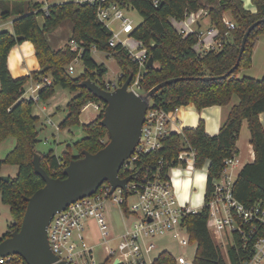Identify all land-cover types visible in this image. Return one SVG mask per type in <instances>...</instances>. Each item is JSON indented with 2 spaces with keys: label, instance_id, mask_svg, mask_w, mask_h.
<instances>
[{
  "label": "trees",
  "instance_id": "obj_1",
  "mask_svg": "<svg viewBox=\"0 0 264 264\" xmlns=\"http://www.w3.org/2000/svg\"><path fill=\"white\" fill-rule=\"evenodd\" d=\"M252 1L257 8L256 12L248 10L243 0H110L124 9L135 8L143 17V22L134 28L131 37L143 43L148 56H153L155 60L154 65L146 67L141 75L140 86L144 92L172 78L227 74L237 63L248 27L264 19V0ZM0 6L3 19L17 15L13 31H0V142L9 137L16 139V146L0 160V173L7 164L19 167L16 177H10L9 181L0 180L2 201L9 205L11 216L17 222H13L11 231L3 237L6 238L21 224L28 204L27 198L45 185L33 165L34 153H40L36 150L40 120L32 112L36 100L23 97L28 82L32 79L42 81L44 77L51 79L50 83L39 90V100H47L57 85L76 93L67 105L68 114L59 126L61 129L80 123V115L88 103L97 102L105 107L99 98L82 86L84 80L92 79L106 88L104 76L108 69L94 60L93 50L115 57L120 67L119 84L130 74L134 75V80L140 65L121 43L115 47L110 46L113 32L105 22L98 19L96 5L70 0L49 5L48 12L43 10V4L28 0H0ZM200 9L208 12L212 26L218 28L221 34H230L221 48L204 54H199L196 49V33L184 36L172 23V19L184 20ZM226 13L230 14L235 29L229 30L224 23ZM40 15L44 16L42 26L38 22ZM66 20L72 22L70 42L75 41L83 50L80 59L85 72L79 77H73L69 72V65L77 57L70 43L62 49L54 50L47 39V34ZM261 35H264V21L251 32L239 65L227 77L212 81L183 79L166 85L153 96V103L167 111L190 103L198 109L227 105L234 95H238L240 101L231 108L217 134H208L203 121L197 127L185 128L182 132L171 131L162 139L160 148L139 156L136 170L145 166L157 167L162 160L161 173L167 178L170 166L179 153L190 146L194 147L196 166L202 168L208 164L205 192V201H208L215 181L223 174L225 159L233 157L238 151L237 141L243 122L247 120L255 161L245 164L240 170L233 193L247 206L257 202L264 205V127L260 121V115L264 113V78L238 77L242 69L252 66L255 44ZM25 40L34 44L40 69L30 76L14 78L8 66V56L16 44ZM103 117L104 109H101L96 119L83 124L85 135L74 144L77 153L70 146L58 156L53 151L48 155L40 153L41 165L51 176L65 177L63 170L72 159L83 157L84 150L96 153L109 142V131L101 124ZM208 220L207 207L197 213H189L183 219L190 243H196L193 264H243L252 255V242L246 244L243 236L234 232V243L228 248L227 259L222 246L214 239ZM155 264H176V259L171 252L164 250L156 258Z\"/></svg>",
  "mask_w": 264,
  "mask_h": 264
},
{
  "label": "built area",
  "instance_id": "obj_2",
  "mask_svg": "<svg viewBox=\"0 0 264 264\" xmlns=\"http://www.w3.org/2000/svg\"><path fill=\"white\" fill-rule=\"evenodd\" d=\"M44 1L46 3L42 8L48 12V0ZM74 1L96 5L98 19L105 23L121 21L120 31L113 33L109 44L115 47L121 43L128 49L131 58L139 63L140 71L131 82L129 90L137 94L145 93L141 89L140 79L149 56L143 43L139 42L138 46L129 49L127 43L121 42L120 34L126 33L131 36L135 28L133 20L125 16V9L110 0ZM206 16L208 12L200 9L192 12L186 19L178 21L181 24L178 28L181 34L184 36L191 33L197 34L196 49L199 54L218 50L230 36L229 32L221 34L214 26L204 31L200 20ZM223 21L229 30L235 29L236 25L231 18L227 19L224 16ZM70 46L77 52L74 61L80 59L83 50L75 41H71ZM137 47H144V52L137 54L135 52ZM72 63L69 65L71 74L74 72ZM50 81L49 77H44L42 81H35L34 86L31 87L32 96L29 98H33L36 102L39 101V90ZM119 85L110 82L106 84V89L114 90ZM89 106H93L99 112L105 108L101 103L90 102L83 110ZM179 109L180 106H177L167 111L156 106L152 99L149 102L140 141L135 152L122 166L124 170L120 177L131 176L126 190L118 187L111 193L112 186L109 182H105L93 195L77 200L53 216L47 234L50 247L60 261H68L71 264H155L159 254L153 259H150V255L157 249V237L173 234L181 245L191 244L189 233L183 225V219L187 214L197 213L199 210L191 204L179 202L174 189L172 172L181 166L193 174L198 169L208 168V164L198 168L195 164L196 150L190 146L179 153L174 164L170 166L167 178H164L161 173L162 160L157 167L145 166L142 167V171L136 170V161L142 153L161 147L162 139L172 131L170 129L172 116ZM48 122L53 124L50 119ZM56 128L59 129L58 126ZM237 164L236 155L225 159L226 166L223 174L215 181L210 199L203 207H207L209 228L213 230L218 244L221 246L227 244L228 231L232 235L238 232L243 236L245 243L250 241L253 247L252 255L243 264H264V205L262 202H257L252 206H247L234 196L236 178L233 176ZM131 195L137 197V201L129 206L128 198ZM108 202L123 205L124 218L127 220L133 218L118 234L113 230L107 216ZM93 228L97 230L98 237H92L91 229ZM99 246L103 247L100 258L96 253V248ZM175 259L176 264H193V260L188 261L182 254L176 256ZM0 264H27V262L22 256L11 254L1 256Z\"/></svg>",
  "mask_w": 264,
  "mask_h": 264
},
{
  "label": "water",
  "instance_id": "obj_3",
  "mask_svg": "<svg viewBox=\"0 0 264 264\" xmlns=\"http://www.w3.org/2000/svg\"><path fill=\"white\" fill-rule=\"evenodd\" d=\"M263 21L258 20L248 27L236 65L222 76L172 78L143 94L129 90L133 74L114 90H107L92 79L84 80L82 86L105 104L101 124L109 131V142L96 153L84 150L83 157L72 159L63 170V178L51 176L41 165V154L34 153L35 172L44 179L45 185L27 198L21 224L9 236L0 238V257L16 254L22 256L27 264H71L60 261L50 247L47 230L53 216L77 200L93 195L105 182L112 186L111 193L118 187L126 190L131 176L121 178L120 170L140 141L146 111L153 96L166 85L183 79L212 81L233 73L240 63L251 32ZM154 61V57L150 56L146 67L153 66ZM0 180L9 181L10 176L1 175Z\"/></svg>",
  "mask_w": 264,
  "mask_h": 264
},
{
  "label": "rangeland",
  "instance_id": "obj_4",
  "mask_svg": "<svg viewBox=\"0 0 264 264\" xmlns=\"http://www.w3.org/2000/svg\"><path fill=\"white\" fill-rule=\"evenodd\" d=\"M33 3H40L45 4L46 1L44 0H30ZM58 2H65L70 0H52ZM125 16L131 18L133 20L134 27L139 26L143 22L142 15L136 10L135 8L125 9L124 10ZM227 19H230L231 16L229 13L225 14ZM201 22L203 24V30H207L209 28L210 20L206 17H202ZM107 26L112 30L113 33L119 32L121 29V21L116 20L112 22L106 23ZM174 25L179 28L181 26L180 23L174 22ZM71 26L72 22L70 20H66L63 22L62 27L57 30L55 37H50L52 39V45H59L61 43L64 46L66 43L69 42V38L71 37ZM196 25H194L195 27ZM54 36V35H53ZM121 42L127 43L129 49H132L138 46L139 41L135 38L131 37L130 34L121 33L120 34ZM56 43V44H55ZM70 43V42H69ZM257 49L255 55L253 57V63L250 68L242 69L239 73V77H252L255 79H263L264 78V35L260 36L257 40ZM137 54H142L144 52V47L138 48L135 51ZM92 57L94 60L100 64H104L108 71L104 76V80L106 83H118L119 84V76H120V67L118 62L116 61L113 55H109L103 51H95L92 53ZM74 68V72L72 74L73 77H79L85 72V66L83 64L82 59H78L72 63ZM143 68H141L142 70ZM27 87V91H28ZM76 95V93L71 92L69 89L64 88L60 85L55 86L53 94L47 99L42 100L40 99L37 101L33 107L32 112L34 115L39 117L41 123H39V142L36 145V150L39 151L41 154L48 155L53 151L55 155H62L65 150H67L68 146L73 150L74 153H77L74 144L76 141L80 140L84 137L85 133L83 130V124H87L94 119H96L100 112L95 110L93 106H89L85 109L80 115V123L70 125L67 127H63L60 130H57L55 126H60L61 122L65 119L68 114L67 105L69 101ZM233 101L235 103H239L240 97L238 95H234ZM46 107V110L43 111L42 108ZM47 119H50L55 126L48 124ZM263 124H264V116H263ZM16 146V139L14 137H9L6 140L0 142V160L4 159L7 154ZM183 167L179 166L180 170H183V175L185 180L189 183L187 188H184L182 191L183 198L189 201H192V206L197 210H201L202 207L205 205V186L207 184V180L203 181H195L193 176L195 175H204L206 174V170L204 168L198 169L195 173H190V171L182 169ZM18 165L7 164L4 165L0 176H10L16 177L18 173ZM240 166L236 168L234 172V178L237 177L239 174ZM192 175V176H191ZM188 176H191L188 179ZM187 177V178H186ZM193 179V180H192ZM195 182V183H193ZM193 188L198 189L195 193L191 195V189ZM182 197V196H181ZM137 201V197L134 195L129 196L128 198V205L131 206L134 202ZM124 206L118 204L107 203V216L108 219L113 227L115 233H119L125 229L127 223L133 219L130 218L129 220L125 219L123 216ZM14 220L11 216L10 207L9 205L3 203L2 195L0 191V238H3L11 231V227ZM214 239L216 242L218 241L213 233V230L210 228ZM228 238L226 240V245L222 246L224 253L226 254V258L228 259V248L230 245H233V235L230 231H228ZM92 237H98V233L96 229H91ZM158 243V247L155 251H153L150 255V259L155 258L160 250L166 249L173 253L175 256H179L180 254L184 255L188 261L193 260L195 250H196V243L190 245H181L178 241L177 237H174L173 234L163 235L156 238ZM103 247L99 246L96 248V253L98 258L102 256Z\"/></svg>",
  "mask_w": 264,
  "mask_h": 264
},
{
  "label": "crops",
  "instance_id": "obj_5",
  "mask_svg": "<svg viewBox=\"0 0 264 264\" xmlns=\"http://www.w3.org/2000/svg\"><path fill=\"white\" fill-rule=\"evenodd\" d=\"M28 1H30V0H28ZM243 2H244L245 7L248 10H250L252 12H256L257 8L254 5L252 0H243ZM55 3H60V2L48 0L49 5L55 4ZM15 18H17V15L11 16L8 19H3L2 18V9L0 6V31H4V30L13 31V22H14ZM206 18L209 19L208 16H206ZM38 22L41 26L43 25V23H44V16L43 15L38 16ZM174 22H178V21L175 19H172L173 24H174ZM200 24L203 28V24H202L201 20H200ZM210 24H211V22H210ZM62 25H63V23H61L55 30H53L52 32H49L47 34L48 42H49L50 46L52 47V49H54V50H59V49L64 48L67 44H69L70 39H71V37H70L69 42L66 43L64 46H62L61 43L59 45H52V39H50V37H55L57 30L60 27H62ZM211 26H212V24L209 27H211ZM70 36H72V26H71ZM261 36H263V35H261ZM256 45H257V41L255 44L253 57H254L256 49H257ZM95 51H97V50H93V52H95ZM8 66H9V69H10L14 78H21V77L30 76L33 72L39 70L40 69V63H39L38 57L36 55V50H35L34 44L29 40H25L21 43L16 44L11 49V51L9 53ZM238 77H239V74H238ZM34 84H35V81L33 79L30 82H28V84L25 87V92L23 94L24 98H29L32 96L31 87H33ZM27 87H29L28 91L26 89ZM0 88H1V84H0ZM235 104H238V103H235L232 99V101L227 105H213V106L205 107L203 109H198L193 103L180 106L179 111L177 113L173 114V116H172V121L170 123V129L173 132H182L185 128L197 127L199 125V123L201 121H203L204 125H205L206 132L210 135H215L219 132L221 126L227 120L228 115L230 113V110ZM42 110L45 111L46 107L44 106L42 108ZM263 116H264V113H262L260 115V121L264 127L263 119H262ZM40 123H41V120H40ZM47 123L51 124L48 122V119H47ZM51 125L55 126L54 123ZM57 130H60V128ZM237 149H238V151L236 153V158L238 160V164L235 167L234 172H235L237 167L240 166V169H239V171H240L245 164L252 163L255 161V151H254L253 145L251 143V131L249 129V125H248L247 120H245L243 122L242 129H241L238 141H237ZM182 169H184V168H182ZM185 170L186 169H184V171ZM205 170H206V174L204 175V178H203V175L200 176L199 174L193 176L195 178V181L198 180L200 182V181H203L204 179L207 180L208 168H205ZM182 173H183V170H180L179 167L175 168L173 170L172 174H173V181H174V189H175L176 195H177L180 203H188V204L192 205V201H189L188 198L187 199L183 198L182 191L184 188H187L190 191V188L188 187L190 182L185 180V177L183 175H181ZM188 179H190V176L188 177ZM193 183H195V182H193ZM193 187L194 186L192 184L191 195L198 190V189L193 188ZM205 189H206V186H205ZM166 235H169V234H166ZM157 248H159L158 243H157ZM164 250H166V249L160 250L159 254Z\"/></svg>",
  "mask_w": 264,
  "mask_h": 264
}]
</instances>
